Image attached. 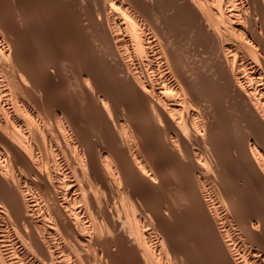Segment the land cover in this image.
<instances>
[{
	"label": "bare ground",
	"instance_id": "1",
	"mask_svg": "<svg viewBox=\"0 0 264 264\" xmlns=\"http://www.w3.org/2000/svg\"><path fill=\"white\" fill-rule=\"evenodd\" d=\"M0 264H264V0H0Z\"/></svg>",
	"mask_w": 264,
	"mask_h": 264
},
{
	"label": "rangeland",
	"instance_id": "2",
	"mask_svg": "<svg viewBox=\"0 0 264 264\" xmlns=\"http://www.w3.org/2000/svg\"><path fill=\"white\" fill-rule=\"evenodd\" d=\"M183 31H185V30H182V31L180 32V41H183V44H184V45H187V44L189 45V43H187V42H189V40H187V39L189 38V35H190V34H188V31H185V32H183ZM182 32H183V33H182ZM186 33H187L188 35H186ZM184 34H185V35H184ZM181 35H182V36H181ZM183 35H184L185 37H184ZM187 36H188V38H187ZM182 37H183V38H182ZM184 38H185V40H184ZM181 39H182V40H181ZM185 41H187V42H185ZM184 42H185V43H184ZM79 108H80V107H79ZM230 132H231V131H230ZM227 133H228V134H227ZM227 133H225V136H226V137H228L229 134H231V133H229V132H227ZM231 136H232V134H231ZM229 138H231V137L229 136L228 139H229ZM195 248H196V247H195ZM196 249H197V248H196Z\"/></svg>",
	"mask_w": 264,
	"mask_h": 264
}]
</instances>
